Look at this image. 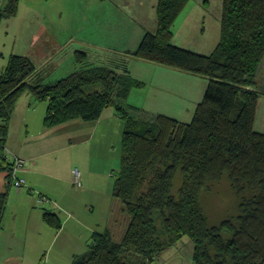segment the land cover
Masks as SVG:
<instances>
[{"label": "trees", "instance_id": "trees-1", "mask_svg": "<svg viewBox=\"0 0 264 264\" xmlns=\"http://www.w3.org/2000/svg\"><path fill=\"white\" fill-rule=\"evenodd\" d=\"M188 1L157 0L156 29L145 32L129 55L207 78L189 122L123 104L137 84L127 69L119 75L113 67L87 64L43 85L30 56L11 54L0 73L2 142L15 100L25 91L47 101L46 127L96 120L110 105L122 119L112 196L122 201L128 225L118 241L107 229L95 231L86 252L71 264H136L134 259L152 264L183 236L192 242L194 264H264V133L254 128L257 99L264 94L257 82L264 69V0H222L219 40L208 55L172 42V26ZM17 4L6 0L0 20L14 15ZM86 57L75 52L78 62ZM5 169L0 163V172ZM221 175L237 193L255 192L239 202L235 218L212 225L203 192ZM4 197L0 194V218ZM42 220L61 228L52 212H44Z\"/></svg>", "mask_w": 264, "mask_h": 264}, {"label": "crops", "instance_id": "crops-1", "mask_svg": "<svg viewBox=\"0 0 264 264\" xmlns=\"http://www.w3.org/2000/svg\"><path fill=\"white\" fill-rule=\"evenodd\" d=\"M45 1L67 5L70 10L64 13L66 21L74 11L79 12L91 25L88 32L76 39L75 46L72 36L64 41H59L55 34L50 36L54 43L51 53L43 41L47 39L43 33H19L10 44V51L6 55L0 53V73L10 54L26 53L43 73L44 85L50 83L45 81V71L55 59L59 64L63 61L62 66L65 63L66 67L71 66L67 75L88 67L86 63L109 67L111 58L114 64L110 67L119 75L127 69L129 77L137 83L123 104L138 107L145 113L191 121L192 111L208 84L207 78L129 55L145 32L156 29L157 0ZM189 1L172 26V42L208 55L215 48L219 34L216 41H205L204 34L197 36V32L199 25L210 17L220 20L221 9L211 12L209 0H196L193 4ZM5 2L0 0V7ZM57 16L58 20L62 19V14ZM36 43L39 44L37 52ZM76 51L86 53L83 62L75 60ZM260 74L264 79V69ZM46 107V100H37L25 91L15 100L7 122L3 143L22 158L24 169L20 175L25 185L18 190L12 188L7 169L0 172V194H5L0 218V264H71L74 257L86 252L95 231L114 232L113 214L118 201L112 196V172L119 168L116 163L121 152L119 149L118 156L116 146H121L123 131L117 109L114 105L107 106L99 118L89 122L79 118L46 127L43 122ZM74 167L79 171L80 185L73 183ZM40 196L45 198L43 202L39 201ZM44 212L56 214L61 228L56 230L44 223Z\"/></svg>", "mask_w": 264, "mask_h": 264}, {"label": "rangeland", "instance_id": "rangeland-1", "mask_svg": "<svg viewBox=\"0 0 264 264\" xmlns=\"http://www.w3.org/2000/svg\"><path fill=\"white\" fill-rule=\"evenodd\" d=\"M209 1L212 3L211 12H216L218 7V11L221 9L222 3L220 0ZM189 2V4H193L196 2V0H190ZM68 10H70L69 7L65 4L62 5L60 1L49 3L45 0H18L15 14L0 20V53H4V55H6V53L10 51V44L13 41L15 42V36H18L19 33L30 35L33 34L34 31H37L39 35L43 33L44 38L50 39L43 40L44 43H46L50 53L53 51L54 47V43L51 42L50 36H54V34L58 36L59 41H64V39L70 38V36H72V43L75 46L76 39H81L84 34L88 32L87 28L91 25L80 17L79 12L75 11L73 12L72 16L69 17V21H66L64 13ZM56 12L58 14H62V21L57 19L58 16ZM207 13L209 12L207 11ZM45 18H51L50 21H52V23L49 20L46 21ZM59 24H62L63 27H61ZM199 26L200 29H198L197 36L203 33L205 41H210L211 39L217 40V34H219L220 31L218 19H215L214 16L210 17ZM55 28L61 32H57ZM35 46L37 52V50H39V44ZM71 49L74 50L73 47ZM32 50L34 51V47ZM9 57H7L6 63L8 62ZM62 63L64 62L62 61ZM62 63L59 64L57 59H55L54 62H51V67L45 71L46 82H54L56 79L66 75L71 66L68 65L66 67L67 63L62 66ZM108 63H110V66H112L114 61L110 58L108 59ZM257 78L258 86L260 88L262 87L261 89L264 90V79H260V75ZM259 81L262 84H259ZM257 101L258 114L254 128L256 131L260 130L264 133V94H260ZM120 148V144H117L116 152L118 153V156L120 155ZM116 164L118 167L120 165L119 161H117ZM113 174L114 172H112V175ZM78 177L80 178V176ZM215 181L216 182L208 186L207 190L203 192L204 194L202 199L204 212L208 216L209 223L212 225H216L219 221L229 218L230 216L235 218L239 214V202L244 198H249L255 192L250 188L244 189L237 193L235 189L232 188L229 181L226 180V177H223V175L218 177ZM115 200L118 201V204L116 203L114 207L115 210L113 216H115L114 220L116 221L113 227L114 232L112 237L115 241H118L125 232L124 230L128 225L129 219L128 215L124 211L122 201L117 197ZM105 201L106 197L103 198V206H105ZM156 226L157 229H159L160 238H162L163 234L159 220L156 221ZM192 252L193 250L191 240L188 239L187 236H183L178 242L174 243V245L164 249L158 259L154 260L152 264H194L192 261ZM134 262L138 264L139 261L134 259Z\"/></svg>", "mask_w": 264, "mask_h": 264}, {"label": "built area", "instance_id": "built-area-1", "mask_svg": "<svg viewBox=\"0 0 264 264\" xmlns=\"http://www.w3.org/2000/svg\"><path fill=\"white\" fill-rule=\"evenodd\" d=\"M4 162L7 165L8 171V180L10 186L15 188L16 190L21 189L25 185V179H23L20 175L23 168V160L21 157L17 156L16 154L12 153L2 141H0V163ZM79 171L77 168L72 170V177L73 182L76 185H79L80 178ZM45 198L40 196L39 200H44Z\"/></svg>", "mask_w": 264, "mask_h": 264}]
</instances>
